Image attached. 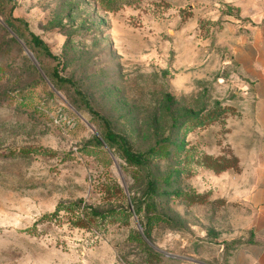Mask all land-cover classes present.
I'll return each mask as SVG.
<instances>
[{"label": "rangeland", "instance_id": "1", "mask_svg": "<svg viewBox=\"0 0 264 264\" xmlns=\"http://www.w3.org/2000/svg\"><path fill=\"white\" fill-rule=\"evenodd\" d=\"M227 1L0 0V264H228L248 208L202 163L232 158L240 143L245 90L229 42L231 24L247 20ZM31 34L59 60L33 53ZM57 65L75 88L53 89ZM78 92L135 151L165 141L170 155L155 160L154 176L179 170L178 188L204 196L190 203L162 185L152 231L160 261L137 238L140 219L123 213L136 183L95 145L101 128L72 107ZM91 209L107 217H87Z\"/></svg>", "mask_w": 264, "mask_h": 264}, {"label": "crops", "instance_id": "2", "mask_svg": "<svg viewBox=\"0 0 264 264\" xmlns=\"http://www.w3.org/2000/svg\"><path fill=\"white\" fill-rule=\"evenodd\" d=\"M227 3L239 7L240 17L247 20L231 24L229 42L245 90V98H238L235 105L243 115L233 136L240 143L232 144L241 173L213 174L212 179L224 184L229 178L230 198L248 208L239 233L243 242L231 249L228 264H264V0Z\"/></svg>", "mask_w": 264, "mask_h": 264}, {"label": "trees", "instance_id": "3", "mask_svg": "<svg viewBox=\"0 0 264 264\" xmlns=\"http://www.w3.org/2000/svg\"><path fill=\"white\" fill-rule=\"evenodd\" d=\"M123 1L124 0H101V3L105 7L113 8L118 3ZM6 24L8 29L13 33V35L18 37L16 35L17 33H14L16 32L15 26L10 22ZM28 45L29 49L31 48L30 46L35 47V49L41 50L44 55L51 58L52 60H59L57 56H54L50 52L47 45L38 36L34 34H31V41L30 43H27V46ZM30 50H32V48ZM50 79L53 84V89L57 91V93L62 92L65 87H76L72 80L63 78L60 75L58 65L54 68ZM78 94L81 95L82 101L80 105H76L74 102H71L72 107L79 113L84 111V109L88 111L91 114L92 118L99 123V126L101 128V133H98L97 136L94 138L95 145L100 148L106 147L115 156L119 157L125 164V168L123 169L131 173L136 183L135 189L137 190L133 192V195L131 193L130 207L123 213L128 218L136 216L140 219V224L143 228V234L139 232L137 234V238L140 241V244L144 248H146V250H148L149 255L155 257L156 260L160 261V258H162V253L155 250L153 247L154 242L152 237V231L157 223L163 221V218L161 217V214L159 213L158 208L154 203L155 198L157 197V195H159L160 191L165 189V187L163 186H176L177 189L173 191L174 194L177 197L186 199L190 203H202L204 200V196H191L189 194L183 193L178 188L179 181L181 180L182 176V172L179 170L171 172L168 176H165L162 179H158L156 178V176H154L153 166L155 160L160 158H166L170 155V151L166 148L165 141L145 152L135 151L130 141L125 136L117 133L114 130L111 121L105 116L96 112L90 105L89 101L80 92H78ZM183 148L184 145L180 143V145L178 146L179 151H181ZM202 163L205 168L209 169L210 171H213L215 174L224 173L229 169L239 171V160L236 156H233L230 159L227 157L218 159L213 158L210 155H204L202 158ZM141 179L143 180V184L140 183ZM139 186H142L141 192L138 190ZM115 189L117 192H119L122 196L125 197L123 189H121L120 187H116ZM80 203L81 202H77L76 204H74L73 208L81 209ZM115 213V211L110 212L108 217H111ZM88 216L94 219L101 218L102 220L107 217L104 214H101L100 212L92 209L89 212L87 211V217Z\"/></svg>", "mask_w": 264, "mask_h": 264}, {"label": "water", "instance_id": "4", "mask_svg": "<svg viewBox=\"0 0 264 264\" xmlns=\"http://www.w3.org/2000/svg\"><path fill=\"white\" fill-rule=\"evenodd\" d=\"M25 49L27 50L29 56L31 57V59L33 60V62L36 64L37 67H39V63L36 60V58L34 57V55L25 47ZM96 131V130H95ZM97 133V132H96ZM139 231L143 234V228L141 226V224L139 223ZM153 246V245H152ZM154 248H156L155 246H153Z\"/></svg>", "mask_w": 264, "mask_h": 264}]
</instances>
